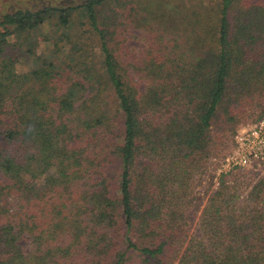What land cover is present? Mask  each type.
<instances>
[{"label":"trees","instance_id":"1","mask_svg":"<svg viewBox=\"0 0 264 264\" xmlns=\"http://www.w3.org/2000/svg\"><path fill=\"white\" fill-rule=\"evenodd\" d=\"M111 1L0 15V264H264V177L246 193L221 174L198 233L188 218L237 117L264 104V0H216L198 53L155 42L136 71L100 17Z\"/></svg>","mask_w":264,"mask_h":264},{"label":"rangeland","instance_id":"2","mask_svg":"<svg viewBox=\"0 0 264 264\" xmlns=\"http://www.w3.org/2000/svg\"><path fill=\"white\" fill-rule=\"evenodd\" d=\"M84 0H0V15L7 10L17 7L38 9L48 5L78 4ZM216 0H112L100 12L102 20L108 21L109 26L117 28V54L123 67L129 71H136L140 58H150L153 52V44L163 41V46L170 41L179 42L187 55L198 53L196 47L197 35L203 33L205 25L211 26V20L216 9L213 6ZM212 15V16H209ZM198 20V22H197ZM85 18L75 17L74 29L83 27ZM51 27L46 25L37 34L39 38L49 36ZM44 40V39H43ZM41 41L39 52H49L51 45ZM161 45V44H159ZM165 51V53L169 52ZM182 51V52H183ZM25 62V61H24ZM30 63H18V69L27 71ZM112 105L116 109V105ZM247 106V105H246ZM118 116V113L115 115ZM119 122L122 117L119 113ZM225 118V114H221ZM263 123V125H262ZM261 126L264 128V104L251 105L237 117L234 133L226 153L209 161V170L203 183H197L192 194L193 206L188 211V218L193 233H198V223L206 198L214 188L223 173L236 172L234 177H239L242 190L248 192L250 186L264 177V155L256 158L243 148L238 137L250 135ZM110 168L115 174L119 169L118 159L110 162ZM213 175L212 181H210ZM199 178L196 175V179ZM137 258H133L131 264H137Z\"/></svg>","mask_w":264,"mask_h":264},{"label":"built area","instance_id":"3","mask_svg":"<svg viewBox=\"0 0 264 264\" xmlns=\"http://www.w3.org/2000/svg\"><path fill=\"white\" fill-rule=\"evenodd\" d=\"M263 125V123H262ZM243 148L252 156L259 158L264 155V128L255 130L250 135H241L238 137Z\"/></svg>","mask_w":264,"mask_h":264}]
</instances>
